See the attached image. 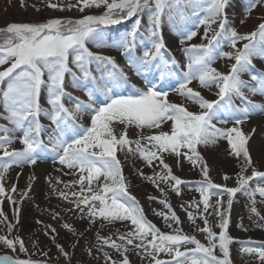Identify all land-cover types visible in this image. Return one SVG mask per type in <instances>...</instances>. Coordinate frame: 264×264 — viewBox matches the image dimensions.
I'll return each mask as SVG.
<instances>
[{
    "label": "snow or ice",
    "instance_id": "snow-or-ice-1",
    "mask_svg": "<svg viewBox=\"0 0 264 264\" xmlns=\"http://www.w3.org/2000/svg\"><path fill=\"white\" fill-rule=\"evenodd\" d=\"M229 5L230 0H76L75 5H68L69 10L77 7L80 12H84L86 8L101 6L106 10L102 15H86L76 20L10 23L0 28V66L9 65L0 71V105L7 114L0 118L12 125L11 128L0 127V181H3L5 174L13 166L31 167L51 156L54 164L73 170V175L79 173L78 180L72 183L79 185L80 191L71 193L75 199L69 202L74 204V208L67 211L79 210L84 214L81 219L86 215L89 224H93L96 219L108 223L130 222L131 229L117 236L120 243L111 237L97 236L103 246L116 250L123 257L119 264H130L126 253L132 249L142 250L144 255L151 257L154 264H231L229 245L233 241L227 232L229 220L222 210L220 200L216 202L215 211L220 220L217 225L220 229L218 234L208 227L207 219L201 216L205 226L200 231L207 234V246L194 236L182 234L179 227L172 234L162 232L146 218L138 201L128 192L122 164L117 158V152L125 148L132 152L131 145L134 143L135 151L148 166L151 167L153 161L159 162L163 172L156 173L157 178L162 182H173L172 190L177 195L180 192L179 186L184 182L172 174L162 154L184 157L191 164L201 166L204 181L196 190L200 193L199 203L203 204L204 212L210 207V197L219 195L212 192L213 189H221L228 195L229 207L232 197L241 191L253 205L257 194L264 198V171L253 165L247 147L251 134H245L240 127L253 114H264V103L252 101L243 91L247 89L251 94L259 92L264 95V71L256 73L252 63L254 56L264 57V22L259 23L251 33L238 34L229 25ZM258 5H264V0H251L246 12L251 13ZM48 7L57 8L59 5L49 3ZM144 15L148 18L146 37L140 34L141 18ZM133 17L136 19L129 31L118 39L107 41L103 30L106 26L119 24ZM165 19L170 29L179 36L186 61L183 65L172 56L165 43L162 34ZM243 22L242 20L241 23ZM189 23L195 28L204 26L201 39L207 40L206 44L189 43L197 36V31L188 27ZM213 24H218V29L209 35ZM145 41L150 46L142 47ZM222 41H227L235 52L222 51ZM240 41L247 43L238 49L236 46ZM90 43L96 48L118 50L125 58L127 67L136 75L144 77L143 86L132 83L128 73L115 58L91 51L88 47ZM138 47L142 48L140 54H137ZM218 58L235 61L226 74L212 67ZM93 65L98 76L93 75ZM73 67L77 71H73ZM153 70L158 72V77L150 79L149 74ZM245 72L249 73L254 85L241 79L240 74ZM66 76L71 77L73 88L85 90L89 103L65 91ZM165 77L174 78L177 81L175 92L198 105L200 111L192 112L182 104L170 102L168 91L163 90L161 85ZM193 81L198 82L202 88L218 89L217 99H206L199 91L190 87ZM120 88H128L130 92H114V89ZM42 93H46L50 109L42 107ZM97 94L103 97L104 102L94 106L92 101ZM233 98L240 100L239 106L234 104ZM65 99L72 105L71 108L65 106ZM85 114L90 117L89 126L79 122ZM41 116L51 122L50 129L41 123ZM168 122H171L170 131L143 134L144 130L162 129ZM230 123L231 127L217 126ZM133 128L140 130V138L134 141L128 136L129 130ZM17 133L20 134L18 137ZM67 133H71V137L66 139ZM17 140L22 148H11ZM141 140L146 141V144L142 145ZM221 140L227 141L230 155L242 160L237 186L233 188L211 181L207 164L198 151V146H215ZM249 168L252 171L247 176L244 173ZM140 174L143 175L142 172ZM34 178L30 176L29 180ZM147 179L152 180V177ZM224 179L228 180L229 177L225 175ZM253 181L256 182L255 188L250 185ZM59 182L57 179V183ZM153 183L156 181L153 180ZM71 186L65 185L66 188ZM156 186L159 187V184ZM30 187L31 185L29 189ZM10 191L15 193L16 186L13 185ZM27 194L24 192L22 195ZM60 196L65 200L69 199L64 192ZM0 197H7L10 204L17 203L7 195L3 183H0ZM160 203L168 209L170 215L161 212L154 214L163 217L166 222L170 220L179 225V218L171 206L164 200ZM191 206L190 204L189 207ZM251 211L258 215L255 207ZM56 215H53L54 219ZM187 215L195 223L193 213L188 212ZM0 217L3 218L0 222H6L11 233L14 225L7 222L2 211ZM18 217L19 209L14 208L13 219L17 223ZM62 227L76 235V229L71 225L64 224ZM167 227L172 228V223H168ZM51 231L55 233L56 230L53 228ZM52 240L55 243V235ZM0 243L12 251H16L17 245L21 253L27 251L19 237L9 239L0 236ZM188 245L194 247L188 248ZM181 247L185 250L181 251ZM56 248L68 259L63 246L56 243ZM217 248L220 257L215 254ZM241 251L255 253L260 264H264V246H244ZM161 253L171 257V260L158 258ZM105 260L110 264H117L108 253H105ZM0 264L38 262L0 256Z\"/></svg>",
    "mask_w": 264,
    "mask_h": 264
},
{
    "label": "rangeland",
    "instance_id": "rangeland-1",
    "mask_svg": "<svg viewBox=\"0 0 264 264\" xmlns=\"http://www.w3.org/2000/svg\"><path fill=\"white\" fill-rule=\"evenodd\" d=\"M251 0H230L229 8L227 9L229 25L235 28L238 34L244 35L251 33L257 29V25L264 22V5H258L251 13H247L246 9L250 4ZM57 4L59 7L50 8L48 4ZM76 4V0H0V28H4L10 23H45L50 19H81L86 15H102L105 12L103 6L86 8L84 12H80L77 7L68 8L69 4ZM63 8L64 10H60ZM136 17L131 19L123 20L119 24L106 26L103 30L105 37L108 42L114 39H118L122 34L130 30ZM244 21L241 23V21ZM148 24V18L146 15L141 18V29L140 34L143 37L147 36L145 28ZM188 27L197 31V36L193 38L189 43L201 44L207 43V40L201 39L204 35V26L195 28V26L189 23ZM218 29V24H213L209 35L215 33ZM162 34L165 39L167 47L172 50L176 49V52L172 54L175 58L180 60L181 65L185 61L184 54L181 51V45L179 43V36H177L168 26L165 19L162 25ZM247 41H240L237 43V48H242L243 44ZM222 51L234 53L235 49L231 48L227 41H222ZM150 46L145 41L142 47ZM187 46V45H185ZM88 47L93 52H98L106 56H112L113 52H117L119 57H115L116 62L123 67L126 64L125 58L115 48H96L93 44H88ZM142 48L138 47L137 54H140ZM255 57V56H254ZM234 60H228L226 58H218L212 67L216 68L222 73H227L234 63ZM253 63V58H252ZM127 65V64H126ZM125 65V66H126ZM9 65L5 64L0 66V71L7 68ZM71 66V65H70ZM73 71H77L74 67ZM93 75H99L95 71V66H91ZM157 72L156 70H153ZM79 75V72H77ZM129 75V72H128ZM132 76H134L132 74ZM240 77L242 80L254 85L255 82L251 81L249 73H241ZM177 81L174 82L170 89H164L169 91L168 100L177 99V104H182L189 111L199 112L198 105L193 104L186 99L182 98L175 92ZM2 87V85H0ZM194 90L199 91L206 99L214 100L217 99L216 92L218 89L212 87L211 89L202 88L198 82L193 81L190 85ZM65 91L70 93L73 97H78L85 103H88V97L85 94V90L73 88L71 86V77L66 76L65 80ZM245 95L249 99L254 101L256 98L255 94H251L247 89L243 90ZM41 105L45 109H50V105L46 101V93L41 95ZM260 102L264 103V98L259 99ZM234 104L240 105V100L233 98ZM65 106L71 108L72 105L64 100ZM7 115L3 111L2 105H0V117ZM258 119H264V114H260ZM82 118V117H81ZM81 118L79 122L81 123ZM41 123L46 128H51V122L41 116ZM170 124L164 125L162 129L144 130V135H150L158 133L159 131H170ZM232 124L223 125V127H231ZM0 127L11 128L12 125L7 120L0 118ZM219 127V126H218ZM242 131L245 134H251L248 141L247 147L253 165L260 171H264V123L257 124L255 121L248 119L246 122L240 125ZM255 132L253 133V129ZM2 135V133H0ZM17 137L20 135L16 134ZM129 139L136 140L140 138V130L130 129L128 132ZM47 133H45V139ZM66 135V139L70 138ZM223 143L215 146H198V151L202 156L203 161L207 164L209 169V178L217 185L226 186L228 188L236 187L237 175L240 173V167L242 160L230 155V149L226 140H222ZM141 144L145 145L146 141L141 140ZM11 148L20 149L22 145L19 144L18 140L11 145ZM10 148V150H11ZM133 149L129 152L127 148L117 152V158L122 164V172L125 177L128 192L130 195L135 197L139 205L142 207L146 218L153 223L162 232L172 234L174 229L179 227L182 230V234L194 236L202 244H208L206 239V233L200 231L205 224L203 216L207 219L208 227L214 232L219 233L220 229L218 224L219 218L216 216V202L220 200L222 202V210L225 211V215L229 220L228 235L232 238V243L229 245V253L231 264H260L255 253L249 254L242 252L241 249L244 246L253 248H260L264 246V198H261L257 194L254 199L256 203L253 205L248 196L243 191L238 192L232 197V203L229 207V197L226 193H223L221 189H213L212 192L219 193V195H212L209 200L210 207L207 212L203 211V204H200L201 199L200 193L196 190L197 186L204 181V177L201 172V166L193 165L184 157L177 158L174 154L163 153V159L172 170V174L181 179L184 183L179 186V195L172 190V183L160 181L156 173H162V166L158 161H153L155 167L152 168L142 160L139 154L135 151V144L131 145ZM186 151V150H182ZM2 154V153H0ZM179 159V164L177 160ZM47 162H38L36 165L31 167L25 165L24 168H17L13 166L5 174L3 186L7 191V195L11 196L17 203L15 205L10 204L7 197H0V211L7 217V222H11L14 227L9 233L6 226V222H0V236L13 239L19 237L27 249L26 253L19 251V245L16 246V251H12L7 248L3 243H0V256H9L12 258L28 259L38 264H110L106 262L105 253H108L111 260H114L119 264L123 259L120 254L107 246L102 245V241L97 240V236L111 237L112 240L120 243L117 240V236L124 234L126 231L131 229L130 222L128 221H115L108 223L102 219H96L93 224L88 223V218L85 215L84 219L81 216L79 210L67 211L69 208H74V204H71L69 200L75 199L71 195L73 192H79V185L73 184V181L78 180L79 173L76 175L71 174L73 170H70V174L64 172V167L61 169H47L46 173L38 178L29 180L30 176H33L30 172L31 169H37V167H47ZM139 170V171H138ZM251 168L244 173L247 176L251 175ZM143 173L141 175L140 173ZM229 177L228 180L224 179V176ZM152 177V180L147 179ZM59 179V183H57ZM102 179V178H101ZM153 180L156 183H153ZM159 184V187L156 184ZM70 184L71 187L66 188L65 185ZM16 186V192L10 191L11 187ZM29 185H31L29 189ZM251 187H256V182H250ZM95 187V183L93 184ZM27 192V196L22 194ZM67 193L69 196L68 200L61 198L60 193ZM153 197V199H149ZM166 201L172 211L175 212L179 218L180 224L177 225L173 221H165L163 217L157 216L155 212H161L170 215L168 209H166L160 201ZM195 202V203H193ZM192 205L189 207V205ZM198 205V207H197ZM255 207L256 213H253L251 209ZM14 208L19 209V223L13 219ZM188 212H192L195 217V223L188 219ZM56 218H53V215ZM3 218L0 217V221ZM40 221V223H37ZM172 223V228H168L167 224ZM64 224H69L76 229V235L69 233L65 228L62 227ZM46 225L51 226L50 228L45 227ZM127 226V227H126ZM55 229V233L51 229ZM48 235H45V233ZM56 236L55 243L52 240V236ZM56 243L64 247L68 253V259L61 255L57 248ZM75 245V247H73ZM131 247V246H129ZM188 248L194 247V245H188ZM181 251H184V247H181ZM139 253V254H138ZM215 254L220 257L219 248L215 250ZM130 264H154L150 256L143 254L142 250L132 249V251L126 253ZM160 259L171 260V257L164 253H161L158 257Z\"/></svg>",
    "mask_w": 264,
    "mask_h": 264
},
{
    "label": "bare ground",
    "instance_id": "bare-ground-1",
    "mask_svg": "<svg viewBox=\"0 0 264 264\" xmlns=\"http://www.w3.org/2000/svg\"><path fill=\"white\" fill-rule=\"evenodd\" d=\"M172 51H173L172 54H174L176 52V49L172 50ZM113 56L119 57V55L115 51L113 52ZM177 60L180 62L179 59H177ZM253 64L255 65L254 71L256 73H260V72L264 71V57H260V56L253 57ZM125 71L127 73L129 72V77H130V80H131L132 83H134V84H136L138 86H143L144 77L136 75L135 72L132 69H129L128 67H126ZM132 74L134 76H132ZM157 77H158V72H154L153 71L152 73L149 74V78L150 79H154V78H157ZM174 82H176V80L174 78L165 77L164 80L161 82L163 90L164 89H170L171 85ZM114 92L117 93V94H128L130 92V89H128V88L114 89ZM255 95H256V98L254 99V102L262 103V102H260L259 99L260 98H264V95L260 94L259 92H257ZM103 102H104L103 101V97L99 96V94H97V96L94 99V101H92L94 106H96L98 104H102ZM171 102L177 103L178 101H177V99H174V100H171ZM258 117H260L259 113L253 114L250 117L251 120L255 121V126L257 124H263L264 123V119H258ZM81 123L84 124L85 126H89L90 125V117L88 115H86V114L83 115L82 118H81ZM165 125H167V124H165ZM217 126L223 127V125H217ZM70 135H71V133H67V136H70ZM221 143H223L222 140L218 142L219 145ZM39 162H47L48 165L45 168L44 167H37V169H34V170L31 169V171L27 170V172H30L35 178H38L39 176L44 175L46 173V171H48L47 169H51V168L61 169V167H63V166L59 165L58 163L54 164L52 162L51 156H48L47 158H45V159H43V160H41ZM151 167L154 168L155 164L153 163V165ZM23 168H24V166H23ZM64 172H66L67 174H70V169L64 168Z\"/></svg>",
    "mask_w": 264,
    "mask_h": 264
}]
</instances>
